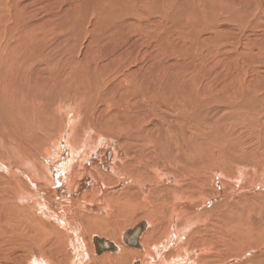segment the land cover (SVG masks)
Masks as SVG:
<instances>
[{"label":"bare ground","instance_id":"1","mask_svg":"<svg viewBox=\"0 0 264 264\" xmlns=\"http://www.w3.org/2000/svg\"><path fill=\"white\" fill-rule=\"evenodd\" d=\"M4 12L0 4V264H84L94 236L118 246L94 255L100 264H182L190 233L221 257L262 231L264 141L246 145L243 131L237 148L241 116L255 115L262 135L263 106L247 103L259 90L205 84L194 51L188 68L166 54L168 37L156 43L164 53L149 37H3ZM140 216V246H128L124 227ZM263 250L246 257L262 263Z\"/></svg>","mask_w":264,"mask_h":264},{"label":"rangeland","instance_id":"2","mask_svg":"<svg viewBox=\"0 0 264 264\" xmlns=\"http://www.w3.org/2000/svg\"><path fill=\"white\" fill-rule=\"evenodd\" d=\"M3 1L0 0V4L4 6L6 12H4L6 15L4 31L7 32L3 37H138L139 39H141L140 37H149L152 42V51L158 49L156 43L159 42L160 37L161 40L163 37H168L165 44L173 46L164 49V51L167 50L166 54L173 56L180 53V56L185 60V62H180L182 68L190 66L189 63L192 61L190 55L194 51L195 54H193L196 58L193 65L196 67V75H199L200 78L202 76L205 84L213 86L227 82L233 86L236 84L252 86V88H256L255 91H259L253 95L255 97L252 96V99L247 101L248 105H253L257 99L256 102L264 109V96H262L264 95V0H99L96 5L90 7L91 9H89V0ZM93 2L95 1L93 0ZM103 4H105L104 11ZM138 10L144 11V14L135 17ZM70 13H73V16L69 18ZM109 13L111 16L107 19ZM68 18V25L61 28L59 23ZM137 44L138 42L134 44L136 46L133 45V48L141 51ZM164 51L158 49V53H164ZM215 79L216 81H214ZM248 79L251 81L249 82ZM208 87L207 90L210 89V86ZM245 116L247 115L241 116V119L238 120L240 122L247 120L245 124H241L242 126L234 117L230 119L229 124L232 125L235 122V127L238 124L237 128L240 133L243 131L244 134L252 132L250 141H246V145H252L254 142L256 146L261 143V139L264 141V129L262 135H258L259 127L255 121V115ZM235 117L237 118V116ZM246 129L247 131H245ZM243 133L237 148H242L244 145ZM91 137L97 139L95 135H91ZM206 142L205 139H201L202 144H206ZM226 145L227 143L224 142L222 146L217 145L218 150L221 152ZM256 149L254 148L253 152ZM203 150L207 151L208 148H203L201 152ZM201 155L204 154L201 153ZM189 156L191 154H188L187 157ZM223 162H225L223 159L217 162V167H222L225 164ZM86 208L104 212L97 203L93 206L88 205ZM262 211H264V206ZM141 219L146 218L140 216L137 220L135 219L136 221H133L134 223L124 227L126 229L128 226L124 236L128 246H133L126 241L129 238L128 230L141 224ZM146 227L140 235L139 246ZM193 234L191 238L189 237L191 233L187 235L182 242V247L187 248L189 253L191 251L190 258L185 259L182 264L187 262L188 264H230L233 260L239 261L237 263L240 264H264V262H252L246 257V253L250 249L264 247V228L255 236L251 231H247L244 235L245 238L239 239V247L237 246L230 250L228 255H221V257H213L210 245L208 243L201 244V240L196 237V232ZM164 236L162 243H165L167 235L164 234ZM97 238L109 240L116 247L115 250L118 249L115 242L109 239L110 237L94 236V254L92 251L86 250L87 256L84 264H100L98 256L115 251L109 249L97 253L95 244ZM246 242L251 243V247L246 246ZM232 244L230 243V246ZM167 246L166 250L173 247L169 245L167 248ZM194 248H200L201 252L195 253ZM206 253H209L208 257L204 256ZM136 261L139 260L133 259L131 264ZM6 264L22 263L20 260L15 263L9 260ZM107 264L115 263L109 261Z\"/></svg>","mask_w":264,"mask_h":264},{"label":"water","instance_id":"3","mask_svg":"<svg viewBox=\"0 0 264 264\" xmlns=\"http://www.w3.org/2000/svg\"><path fill=\"white\" fill-rule=\"evenodd\" d=\"M144 228H145V225L142 224L132 230H128V232L132 236V238L129 239L130 244L139 245V238ZM96 241H98V238L96 239ZM106 249L115 250L116 247L109 240L102 239L100 242H98V248H97L98 253L105 251Z\"/></svg>","mask_w":264,"mask_h":264}]
</instances>
